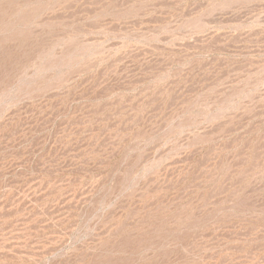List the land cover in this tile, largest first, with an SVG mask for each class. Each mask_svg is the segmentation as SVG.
<instances>
[{
  "label": "rangeland",
  "instance_id": "obj_1",
  "mask_svg": "<svg viewBox=\"0 0 264 264\" xmlns=\"http://www.w3.org/2000/svg\"><path fill=\"white\" fill-rule=\"evenodd\" d=\"M0 264H264V0H0Z\"/></svg>",
  "mask_w": 264,
  "mask_h": 264
}]
</instances>
